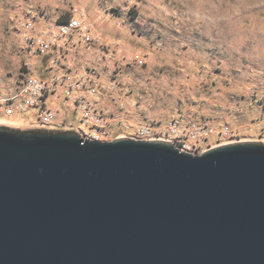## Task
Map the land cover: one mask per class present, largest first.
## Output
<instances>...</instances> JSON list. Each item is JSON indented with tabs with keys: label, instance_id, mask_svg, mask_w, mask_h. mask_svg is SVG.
<instances>
[{
	"label": "rangeland",
	"instance_id": "obj_1",
	"mask_svg": "<svg viewBox=\"0 0 264 264\" xmlns=\"http://www.w3.org/2000/svg\"><path fill=\"white\" fill-rule=\"evenodd\" d=\"M74 17L85 32L53 43ZM83 50L84 73L74 75L63 62ZM33 70L57 90L85 80V98L109 130L98 141L144 140L150 127V139L187 135L193 155L264 143V0H0V97L15 100ZM55 100L59 111L45 102L56 112L51 128L31 114L9 116L7 104L0 126L84 139L99 127Z\"/></svg>",
	"mask_w": 264,
	"mask_h": 264
},
{
	"label": "water",
	"instance_id": "obj_2",
	"mask_svg": "<svg viewBox=\"0 0 264 264\" xmlns=\"http://www.w3.org/2000/svg\"><path fill=\"white\" fill-rule=\"evenodd\" d=\"M0 264H264V143L0 126Z\"/></svg>",
	"mask_w": 264,
	"mask_h": 264
},
{
	"label": "built area",
	"instance_id": "obj_3",
	"mask_svg": "<svg viewBox=\"0 0 264 264\" xmlns=\"http://www.w3.org/2000/svg\"><path fill=\"white\" fill-rule=\"evenodd\" d=\"M86 27L81 17H74L70 21L61 24L57 31H55L53 43L67 44L71 41L73 36L85 32ZM53 37V36H52ZM86 82L84 79L78 81H68L67 84L57 90L55 84L50 83L39 76V74L33 70L32 73L26 78L25 82L21 86V91L15 100L6 99L0 97V105L7 104V112L9 116H12L16 111L21 114H28L30 111L35 110L36 116L43 126L51 128L54 125L56 118V112L51 110L45 104V95L49 92L54 94L57 98L63 99L68 104L76 106L81 112V123L84 126H89L91 123L98 125L99 127L89 134V140H102L109 136V130L102 125L100 115L97 113V108L94 104H90L86 100V95L83 93ZM54 96V97H55ZM55 97V98H56ZM101 125V126H100ZM175 135L177 131L173 132ZM152 130L150 127H145L141 131L142 139L146 141H168L172 143H179L181 147H177L180 151L189 153L192 150L190 137L187 135L176 136L175 142L169 141L168 136H162L160 139H150ZM178 145V144H176Z\"/></svg>",
	"mask_w": 264,
	"mask_h": 264
},
{
	"label": "crops",
	"instance_id": "obj_4",
	"mask_svg": "<svg viewBox=\"0 0 264 264\" xmlns=\"http://www.w3.org/2000/svg\"><path fill=\"white\" fill-rule=\"evenodd\" d=\"M39 29H41V26H39ZM87 50H83L78 56H76V54H74L72 51L69 53V55L66 58V61L63 62V65L65 67L66 70H73V74H77V75H82L83 72V67H84V59H83V55L84 52H86ZM46 104L49 105V107L55 109V110H60V103L57 102V100H55V98L53 99L48 98L47 100H45ZM28 114H31L29 117V121H31V118H34V116L36 117V111H31ZM26 114V115H28ZM25 116V115H24Z\"/></svg>",
	"mask_w": 264,
	"mask_h": 264
}]
</instances>
